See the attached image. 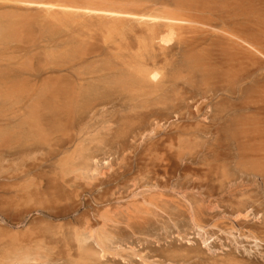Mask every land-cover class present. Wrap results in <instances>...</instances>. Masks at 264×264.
<instances>
[{
	"label": "rangeland",
	"instance_id": "rangeland-1",
	"mask_svg": "<svg viewBox=\"0 0 264 264\" xmlns=\"http://www.w3.org/2000/svg\"><path fill=\"white\" fill-rule=\"evenodd\" d=\"M42 1L56 5L92 7L94 4L93 7L117 8L146 15L162 14H158L161 12L159 10L157 13L153 0H95V3L88 1L89 4L86 0ZM26 9L18 0H0V27L16 30L13 31L15 36L6 40L0 38V70L4 73L0 75V254L3 256H0V260L3 259L5 262H2L7 264L12 256L11 248L30 237L41 234L44 244L49 242L45 239L46 235L50 236L49 230L54 231L60 226L57 240L45 248L48 257L42 258L46 261L42 259V263L37 260L38 264H264V242L245 236L243 233L247 230L236 224L237 214L232 212L229 203L233 196L228 194L229 186L234 183H221L206 175L208 161L203 151L207 144L204 138L190 134L192 127L203 121L202 117L195 120L190 115L191 112H197L195 109L203 99L197 87L188 88L183 85V80L178 81L177 95L173 97L171 106L148 103L141 110L120 109L123 118L117 119L118 112L115 113L110 121L112 124L107 123L103 133L91 142H81L84 145L79 144V141L67 140L55 152V149L39 140L43 139L42 133L37 134L40 138L29 135L10 141L12 126L18 122L12 114L13 103L21 101L24 94L28 93L13 91L11 94L10 87L16 85L20 90L21 87L28 88L41 77L56 71L53 64L59 58L49 56L56 53L58 39L69 29L67 25L61 27V24L55 25L52 30L44 29L46 16L36 14L29 17L37 12ZM19 28L23 29L22 33ZM169 44L167 47L173 51L171 65L165 66L162 71H170L183 64L180 46L175 40ZM31 63L34 64L29 68ZM23 67L25 69L21 71ZM186 74L182 71V76ZM10 95L13 100H10ZM27 126L23 125L24 129ZM76 144L81 147L78 148ZM62 177L68 178L63 180ZM57 190L70 194V202L77 203L76 212L73 209L62 218H57V209L47 210L40 204L39 198L30 195L41 191L51 194ZM230 225L235 230L232 231ZM89 228L93 231L89 232ZM98 229L105 230L108 238L110 235L102 248L95 239ZM93 232V240H87L92 239ZM25 236L30 237L24 239ZM66 244L71 247L67 248ZM103 250L106 254H103ZM34 263L37 264L36 261Z\"/></svg>",
	"mask_w": 264,
	"mask_h": 264
},
{
	"label": "bare ground",
	"instance_id": "bare-ground-1",
	"mask_svg": "<svg viewBox=\"0 0 264 264\" xmlns=\"http://www.w3.org/2000/svg\"><path fill=\"white\" fill-rule=\"evenodd\" d=\"M86 1L95 3V0ZM18 2L28 10L37 12L31 15L28 11L31 15L29 17L38 14L46 16V27L42 26L44 29L54 28L58 24H61V27L67 25L69 29L58 39L55 56H49L53 59L59 58L53 64L56 71L41 77V83L39 80L31 86L28 85V88L18 84L21 90L15 87L16 85L10 87L9 84L11 94L13 91L28 92L24 94V99L13 103L12 114L18 122L12 126L10 141L24 139L29 135L36 138L38 133H42L43 139L39 140H43L42 143L48 144L51 149L56 150L55 152L61 148L62 142L67 140L79 141V144L84 145L81 142H91L103 133L107 123L112 124L110 121L115 113L118 112L117 119H122L124 115L120 109L141 110L148 103L171 106L173 97L177 95L178 81L183 80V85L188 88L197 87L203 99L197 107L195 106L197 112L190 113L195 120L202 117L203 121L197 123V126H191L193 131L190 134L204 138L207 144L203 151L208 161L206 175L221 183H234L229 186L228 194L233 196L229 203L232 212L237 214L236 224L247 230L243 233L245 236L264 242V0H153L156 11H161L157 13L163 14L159 16L117 8H98L93 7L94 4H91V7L56 5L42 0ZM12 29L0 27V38L6 40L15 36L13 31L16 30ZM19 31L23 29L19 28ZM22 38L24 40V36ZM173 40L180 46L183 64L170 71H162L165 66L171 65L173 51L167 46ZM32 64L34 63L29 64V68ZM22 69L25 68H21V71ZM182 71L187 74L182 76ZM0 75H4L1 70ZM185 91L188 93L187 89ZM10 96V100H13L12 95ZM10 117L12 119V116ZM21 118L23 119L20 120ZM26 124L28 126L24 129L23 125ZM67 167L69 168V165ZM58 190L51 194L41 191L30 195L39 198L40 204L47 210L57 209L56 217L62 218L66 212L77 210V203L70 202V194ZM97 211L99 212L98 209ZM107 221L109 223V220ZM102 227L103 225L100 228ZM57 229L49 230L50 236L46 235L45 238L49 242L45 244L40 234L34 235L35 237L30 235L28 240L14 245L10 250L12 253L9 252L12 256L7 264H32L35 261L38 264L46 261L42 258L48 257L45 248L59 237L61 230ZM98 230L95 239L102 248L105 240L110 239V235L108 238L105 230ZM233 230L235 229L232 228ZM94 232L92 239L87 240H93ZM89 235L92 236V233ZM28 237L25 236L24 239ZM92 253L94 254V251ZM103 254H106V251L103 250Z\"/></svg>",
	"mask_w": 264,
	"mask_h": 264
}]
</instances>
